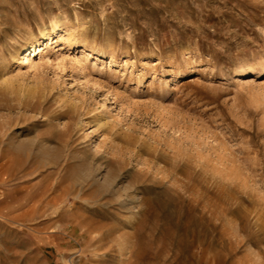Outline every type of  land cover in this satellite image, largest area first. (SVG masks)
I'll use <instances>...</instances> for the list:
<instances>
[{
    "label": "rangeland",
    "instance_id": "374dc122",
    "mask_svg": "<svg viewBox=\"0 0 264 264\" xmlns=\"http://www.w3.org/2000/svg\"><path fill=\"white\" fill-rule=\"evenodd\" d=\"M0 264H264V0H0Z\"/></svg>",
    "mask_w": 264,
    "mask_h": 264
},
{
    "label": "bare ground",
    "instance_id": "6f19581e",
    "mask_svg": "<svg viewBox=\"0 0 264 264\" xmlns=\"http://www.w3.org/2000/svg\"><path fill=\"white\" fill-rule=\"evenodd\" d=\"M60 29H62V27L60 25H56L54 31H58ZM41 33H42V39H43L42 41H46L48 39L51 40L50 37L48 38V30L47 29L43 30V32H41ZM59 41H60V39L57 38V39L51 40L50 43L53 44V43H57ZM44 43L35 44L34 39H32V38L29 39L28 42H27V45H26L27 46L26 54L25 53L21 54L22 57L20 56V59H19V62L20 63H19V65H22V64H26V65L29 64V66L31 64L32 65H37V63H36V56L38 54H40L42 50H45L46 47H43L44 46ZM33 46H35L36 49L31 50V48ZM59 47H60L59 44H55L54 46H52V48H53L54 51L52 52V55L47 56L46 61L51 62V63L54 61V55H55L56 52H58ZM41 58L44 59L45 56L43 55V56H41Z\"/></svg>",
    "mask_w": 264,
    "mask_h": 264
}]
</instances>
